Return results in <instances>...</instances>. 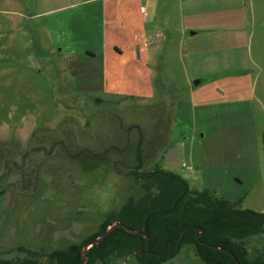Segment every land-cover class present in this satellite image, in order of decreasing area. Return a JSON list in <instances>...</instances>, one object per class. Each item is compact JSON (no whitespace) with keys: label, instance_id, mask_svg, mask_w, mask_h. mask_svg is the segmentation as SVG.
I'll return each mask as SVG.
<instances>
[{"label":"rangeland","instance_id":"obj_1","mask_svg":"<svg viewBox=\"0 0 264 264\" xmlns=\"http://www.w3.org/2000/svg\"><path fill=\"white\" fill-rule=\"evenodd\" d=\"M103 27L102 55L93 47ZM144 44L164 61L154 91ZM192 99L230 115L229 136L204 146L233 154L246 179L238 207L264 212V0H0V258L34 251L48 264L51 251L99 230L143 192L132 174L140 146L143 171L191 177L171 127L191 128L179 101ZM241 243L264 264V232ZM108 264L141 263L132 255ZM161 264L205 263L186 244Z\"/></svg>","mask_w":264,"mask_h":264},{"label":"trees","instance_id":"obj_2","mask_svg":"<svg viewBox=\"0 0 264 264\" xmlns=\"http://www.w3.org/2000/svg\"><path fill=\"white\" fill-rule=\"evenodd\" d=\"M163 62L160 59L156 66L158 84L162 79ZM142 152L140 146L136 154L138 163L132 172L135 179L142 181V194L130 196L118 210L105 217L99 230L80 243L51 251L47 254L48 264H82L83 245L102 235L114 221L140 230L150 239L118 227L109 237L88 249L86 264H96L98 261L108 264L114 257L132 255L141 264H161L176 256L186 244H192L196 254L206 264H236L228 251L236 255L240 264H257L256 260L248 257L241 242L251 235L264 232V212L238 207L242 197L232 202L210 189L195 190L184 177L160 165H155L153 170L143 171ZM212 245L226 251L216 250ZM29 252L33 256L0 258V264H41L34 256L38 253Z\"/></svg>","mask_w":264,"mask_h":264},{"label":"crops","instance_id":"obj_3","mask_svg":"<svg viewBox=\"0 0 264 264\" xmlns=\"http://www.w3.org/2000/svg\"><path fill=\"white\" fill-rule=\"evenodd\" d=\"M147 8L151 9V5L146 3ZM102 20L105 21V12H106V6L104 3H101V6L99 7ZM142 10H145L142 6ZM141 10V11H142ZM19 15H23L22 12L19 13ZM142 23L147 24L148 19L145 16H141ZM146 29V28H145ZM145 29L138 33L137 37H141L143 41H145V37L147 39V34L145 33ZM35 32V30H34ZM105 28L103 27L102 30L98 33V41L96 45L93 47L95 50H99L100 53H105L106 47H107V39L105 36ZM101 36V37H100ZM158 37V36H157ZM134 38H136V33L134 35ZM141 46V45H140ZM119 46L112 47L114 51L121 52L123 50L118 48ZM137 47L136 49H138ZM87 51V49H86ZM140 51H146L149 54L147 55L146 62L147 66H149V78L151 79L150 86L152 90L154 91V83L156 80V58L153 53H150L148 48L146 49L145 44L141 46ZM90 54H93V50L88 49L87 51ZM93 52V53H91ZM137 53V50L134 51V54ZM103 55V54H102ZM95 56V55H94ZM138 60V56H135ZM203 80H200L199 85L203 84ZM196 85V84H195ZM189 89L191 88L190 83L188 84ZM191 95H193V92L196 90H191ZM215 94H219L220 96L225 95V92L221 91H212ZM201 99H205L207 95L199 94ZM101 100V98H98L97 101ZM208 100H201L199 103H196L194 99L187 102H181L179 101L180 105L182 103L184 106V115H186L190 119H194L192 121V126L190 129L186 128L184 124H181L180 127L177 124V121L173 125L172 121V134H176V137L174 136L171 138L172 140L180 139L181 136L183 139L181 142L186 147V157H188L192 164L188 165L187 163H183L184 166H187L190 172V176L186 178V180L189 182L190 186L195 190H203V189H210L214 191L218 196H222L224 198L229 199V201L238 200L241 197V192L243 189H240L241 184L246 183V179L244 178V175L239 174V163L236 161H229L232 157V153L228 151H224L223 148L217 147L215 149L205 147L204 143L207 139H211L214 137V140H220L223 141L224 138L228 137V131H232L231 127V118L228 114H223L222 108H218V110L215 112L211 109L212 104H215L214 100H211V102H207ZM221 105V104H216ZM175 114V113H174ZM174 118V116H173ZM172 118V119H173ZM209 128L208 132L205 134L202 132V129ZM190 130V131H189ZM200 131V132H199ZM202 133V136L197 137V133ZM178 134H180L178 136ZM169 135V132H168ZM194 138L197 141V151L194 150V148H191L188 146V141L192 140L191 143H193ZM202 138V139H201ZM175 142H180L179 140ZM162 168H164L162 166ZM166 170H172L173 168H167ZM177 173V172H176ZM179 175V174H178ZM181 176V175H180ZM243 176V177H242ZM183 177V176H182ZM191 180V182H190ZM193 183H195V186H192Z\"/></svg>","mask_w":264,"mask_h":264},{"label":"water","instance_id":"obj_4","mask_svg":"<svg viewBox=\"0 0 264 264\" xmlns=\"http://www.w3.org/2000/svg\"><path fill=\"white\" fill-rule=\"evenodd\" d=\"M193 33V32H192ZM196 84H199L200 83V80H196L195 81ZM118 227H123L126 231L130 232V233H133V234H141L142 236H146L150 239V237L144 233H142V231L140 230H136V229H133V228H130L126 225H124V223L120 222V221H114L112 224H110L106 231L100 235L99 237L95 238L94 240L92 241H87L83 247H82V256H81V259H82V264H86L87 263V260H88V249H90L92 246H94L95 244H98L102 239L106 238V237H109L110 234L115 231ZM198 231H202L201 228H196ZM178 247V246H177ZM212 248L216 249V250H219V251H226L225 248H222L220 246H216V245H212ZM228 251V250H227ZM228 253L230 255H232L234 257V260L236 262V264H240L238 258L236 257L235 254H233L231 251H228Z\"/></svg>","mask_w":264,"mask_h":264},{"label":"flooded vegetation","instance_id":"obj_5","mask_svg":"<svg viewBox=\"0 0 264 264\" xmlns=\"http://www.w3.org/2000/svg\"><path fill=\"white\" fill-rule=\"evenodd\" d=\"M33 150H35V151H39V152L41 151V150H39V149L36 150V148L33 149ZM33 150H32V151H33ZM42 150H43V148H42ZM27 154H28V153H27ZM28 157H29V156H26V158H28ZM24 159H25V157H24ZM71 244H74V243H71ZM69 246H70V245H69ZM66 248H67V247H66ZM62 249H63V248H62ZM204 263H205V262H204ZM205 264H206V263H205ZM257 264H260V263L257 261Z\"/></svg>","mask_w":264,"mask_h":264}]
</instances>
